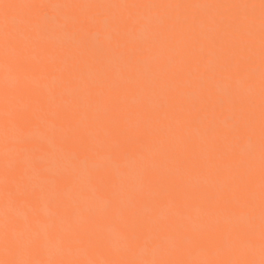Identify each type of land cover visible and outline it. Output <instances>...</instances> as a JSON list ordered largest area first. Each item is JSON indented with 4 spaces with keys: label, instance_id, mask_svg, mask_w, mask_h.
<instances>
[{
    "label": "snow or ice",
    "instance_id": "obj_1",
    "mask_svg": "<svg viewBox=\"0 0 264 264\" xmlns=\"http://www.w3.org/2000/svg\"><path fill=\"white\" fill-rule=\"evenodd\" d=\"M0 74V264H264V0H0Z\"/></svg>",
    "mask_w": 264,
    "mask_h": 264
},
{
    "label": "bare ground",
    "instance_id": "obj_2",
    "mask_svg": "<svg viewBox=\"0 0 264 264\" xmlns=\"http://www.w3.org/2000/svg\"><path fill=\"white\" fill-rule=\"evenodd\" d=\"M6 3H28L31 0H5ZM51 3L62 2H79V3H194V4H211V3H230V2H247L259 3V0H48ZM96 10H93L95 13ZM49 15H55L53 9L48 10ZM13 15L25 17L28 15L27 10H15Z\"/></svg>",
    "mask_w": 264,
    "mask_h": 264
},
{
    "label": "clouds",
    "instance_id": "obj_3",
    "mask_svg": "<svg viewBox=\"0 0 264 264\" xmlns=\"http://www.w3.org/2000/svg\"><path fill=\"white\" fill-rule=\"evenodd\" d=\"M54 11H55V13H56V9H53ZM142 30V29H141ZM6 79H9V78H7V77H5L3 74H0V83H3Z\"/></svg>",
    "mask_w": 264,
    "mask_h": 264
}]
</instances>
